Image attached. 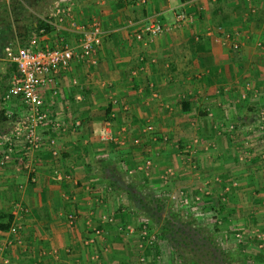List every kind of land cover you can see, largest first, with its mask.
<instances>
[{"label": "crops", "instance_id": "0c3cea01", "mask_svg": "<svg viewBox=\"0 0 264 264\" xmlns=\"http://www.w3.org/2000/svg\"><path fill=\"white\" fill-rule=\"evenodd\" d=\"M54 1L29 2L44 21ZM64 1L72 13L62 27L29 31L25 18L27 34L12 33L5 43L75 46L80 34L72 22L88 28L94 19L102 29L94 62L74 57L39 88L48 117L39 148L25 149L20 135L0 163V222L10 214L9 225H18L15 234L0 229L2 263L135 264L144 250L137 198L147 174L137 167L148 158L151 188L167 204L170 196L200 192L223 199L235 180L232 193L251 199L252 209L234 215L264 208L257 116L264 106V0ZM178 12L187 17L174 25ZM155 21L168 29L135 38ZM2 108L12 118L0 136H9L25 107L15 94ZM4 151L0 146V159Z\"/></svg>", "mask_w": 264, "mask_h": 264}, {"label": "built area", "instance_id": "2783aa9c", "mask_svg": "<svg viewBox=\"0 0 264 264\" xmlns=\"http://www.w3.org/2000/svg\"><path fill=\"white\" fill-rule=\"evenodd\" d=\"M104 1V0H102ZM201 9V7H199ZM72 13L71 7L64 0H56L50 7V13L47 19H44V23L53 28L59 29L62 27L66 18H69ZM187 15L185 12H178L175 14L174 25L181 24ZM72 26L75 30H78L80 39L77 45H69L62 43L56 46H36V40L32 39L25 46H15L7 44L3 48V54L7 61L15 64L16 73L12 75L9 88L3 96V100L9 99L11 95H19L21 103L25 107V112L19 120H17L12 128V132L9 136H0V146L5 148L4 154L0 159V163L3 164L11 157L13 149L14 139L20 135L23 136V143L25 149L35 150L38 149L41 144V138L39 129L48 121L46 112L43 109V100L39 95V88L52 82L51 72L55 67H65L74 58L80 57L89 62H94V55L96 49L101 44L102 29L100 24L96 20H92L88 28L80 26L72 22ZM168 29L166 26L158 21L150 22L145 25L142 30L135 34L136 39H141L143 34H147L149 37L160 34L163 30ZM40 31H44L43 28ZM260 45V43H258ZM234 47H237L234 44ZM7 118H12V113L5 111ZM259 128L264 131V106L257 113ZM106 125L109 126L110 119L106 120ZM55 126H60L56 121L53 122ZM145 131H151L150 125L145 126ZM108 139L115 143H122L117 138L108 136ZM137 143V140H134ZM53 155H57V151H53ZM150 165V160L147 159L143 164L137 167L138 170L147 169ZM25 167L29 169V166L25 164ZM35 180V178H31ZM183 203H187V200L181 198ZM20 209L23 210L22 207ZM145 225L140 229V238L142 240L149 241L146 237ZM2 230H0L1 233ZM8 233L15 234L18 231V225H9L7 229ZM152 243V241H149ZM2 247L0 246V264ZM146 257L140 255L138 261L135 264H147Z\"/></svg>", "mask_w": 264, "mask_h": 264}, {"label": "trees", "instance_id": "16d2710c", "mask_svg": "<svg viewBox=\"0 0 264 264\" xmlns=\"http://www.w3.org/2000/svg\"><path fill=\"white\" fill-rule=\"evenodd\" d=\"M30 0H8L7 6L0 12V56H3V48L11 34L22 37L28 32V26L23 20L31 18V29H45L49 26L39 19L30 8ZM16 73L15 64L8 62L4 72L0 73V106L3 105V96L9 88V82ZM2 104V105H1ZM5 109L0 107V123L8 120L4 114ZM107 110L106 115H108ZM111 119V118H108ZM163 195L149 191L141 198L142 216L158 227L155 239L164 242L178 264H248L247 258L238 260L233 253L224 249L216 235L217 228H209L191 216L188 210L181 213L179 210H170ZM210 207H213L212 205ZM224 209L218 205L216 213L220 214ZM221 215V214H220ZM6 222H0V229L6 230L12 220V216L6 215ZM215 217V216H214ZM147 223L142 222L140 229ZM155 243V241L153 242Z\"/></svg>", "mask_w": 264, "mask_h": 264}, {"label": "rangeland", "instance_id": "374dc122", "mask_svg": "<svg viewBox=\"0 0 264 264\" xmlns=\"http://www.w3.org/2000/svg\"><path fill=\"white\" fill-rule=\"evenodd\" d=\"M4 1L6 0H0V12L5 6V3H2ZM8 62L9 61L5 59L4 55L0 56V73L4 72ZM7 100L8 99L2 101L6 103ZM4 126V123H0V128ZM148 159L150 160V165L147 169H145L147 171V174L144 175L143 172L142 176V183L146 185L145 186L142 184V197L149 191L155 192L154 188H156V181L152 180L151 182V179L148 178V174L150 173V166H152L151 159ZM146 160H144V162ZM158 180L159 183H161L160 181L162 179L160 178V176ZM234 182L235 180H232L230 184L225 185L228 193H225L224 196L222 195L223 199H205L204 196L208 195H204L202 192H200V195H198V193L193 194V197H186L181 195L180 198L176 199L175 197L170 196L168 197V206L170 207V210H180L181 213L185 210H188L189 213H191V216L196 217L199 222L206 224L209 228H217L216 235L220 241L221 247L231 251L234 254V258L242 260L243 257H246L248 264H264V208H258L259 210L256 214L253 213L252 217L249 215V213L244 214V216H242L241 214L234 215L235 212L233 210H235V208H243V210L252 209V204H250L251 199L243 198L244 200L240 201L239 198H235L232 191L234 192V188H236L237 186L236 184H233ZM150 183L154 184L150 185ZM158 186L160 189L162 188V185L158 184ZM172 190L173 189L170 188V191ZM181 198L186 199L187 203H183L182 201H180ZM211 205L213 207H210ZM218 205H223L224 209L227 208V214H217L216 208L218 207ZM262 206L264 207V203L262 204ZM253 208H257V206L254 204ZM134 217V222L136 221V219L137 221L140 220L139 216ZM132 219L133 217H131L130 221H132ZM137 221L135 225L132 226H139ZM142 222L147 223L145 227L146 237L149 238V241H152V243H150L149 241L146 242L147 239L142 240V246L144 248V250L142 249L144 251H142V255L146 257L147 264H178L176 259L165 246L164 242L155 239L158 227L152 222L149 223V220L145 219L143 216ZM139 234L140 232H137V236H139ZM154 241L155 243H153ZM158 255H161L162 257L158 258ZM152 258L154 262H151Z\"/></svg>", "mask_w": 264, "mask_h": 264}]
</instances>
